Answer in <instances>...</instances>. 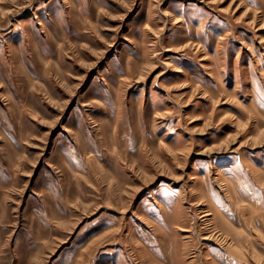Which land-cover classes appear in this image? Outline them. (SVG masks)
Masks as SVG:
<instances>
[{"label": "rangeland", "instance_id": "rangeland-1", "mask_svg": "<svg viewBox=\"0 0 264 264\" xmlns=\"http://www.w3.org/2000/svg\"><path fill=\"white\" fill-rule=\"evenodd\" d=\"M0 264H264V0H0Z\"/></svg>", "mask_w": 264, "mask_h": 264}]
</instances>
